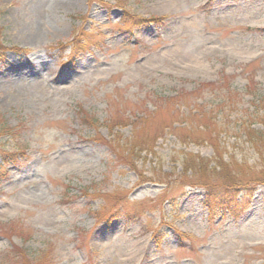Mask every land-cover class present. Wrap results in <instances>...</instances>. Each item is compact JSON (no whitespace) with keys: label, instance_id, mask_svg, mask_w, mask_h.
I'll return each mask as SVG.
<instances>
[{"label":"rangeland","instance_id":"rangeland-1","mask_svg":"<svg viewBox=\"0 0 264 264\" xmlns=\"http://www.w3.org/2000/svg\"><path fill=\"white\" fill-rule=\"evenodd\" d=\"M81 33L87 51L57 47ZM0 42L22 50L0 62V162L20 156L0 182V264H25L20 250L28 264H264V186L238 218L212 220L183 160L213 150L173 133L191 128L196 99L171 102L223 77L245 107L250 79L264 90V0H0ZM144 120L150 137L172 130L131 167L107 142L140 139Z\"/></svg>","mask_w":264,"mask_h":264},{"label":"trees","instance_id":"trees-1","mask_svg":"<svg viewBox=\"0 0 264 264\" xmlns=\"http://www.w3.org/2000/svg\"><path fill=\"white\" fill-rule=\"evenodd\" d=\"M158 19V20H157ZM139 19L132 16L128 19L129 25L137 26L153 24V21H164V18ZM85 38V33L77 34L75 40L68 44H58L60 49L72 48V52L87 51L88 36ZM52 50L56 47L51 46ZM9 51L21 54L22 50L18 47L6 48L0 42V62L6 57ZM254 64L244 66L243 73H247L249 68ZM229 78H224L219 83L200 84L195 92L181 93L173 98L171 102H182L183 99L191 97L196 103H191V128H182L174 134L185 144L191 143L196 146H210L214 153V158L204 160L199 155L188 154L183 160L185 168V178H188L187 183L191 188H201L205 190L204 206L209 211L210 217L214 220L219 214H233L236 218L241 216L244 210L249 206L250 201L254 197L257 189L264 186V90L258 87V83L253 79L248 81L246 95L251 96L250 105L245 107L246 101L244 95L232 90L229 86ZM231 85V84H230ZM227 88V90H225ZM225 90L226 94H222L219 102L214 105H206L203 103L197 104V101L209 89ZM191 100V101H192ZM203 101H205L203 99ZM245 102V103H244ZM174 104V103H173ZM89 118H85L88 120ZM148 120L142 122L141 128L135 126L136 136L129 139V142L123 143L121 146H116L111 142H107L112 152L119 158L125 160L128 165L134 167L135 159L138 153H152L157 146L158 141L166 133L167 130H172V124L169 127L157 130L153 137V133ZM6 123L0 118V132L5 130ZM167 129V130H166ZM150 137V138H149ZM102 139V138H101ZM228 139L249 144V148L256 155L253 164L245 158L241 163L236 159L235 154H231L229 161L225 159L228 155L227 142ZM137 140V141H136ZM123 141H125L123 139ZM120 140L118 141V143ZM6 160L0 162V182L6 176V167L8 164H18L19 154H4ZM234 155V156H233ZM228 161V162H227ZM9 162V163H8ZM213 165V167H211ZM191 172L190 175L188 173ZM164 185L167 182H162ZM126 201V197L122 199ZM112 213V212H111ZM110 213V215H111ZM101 213H96L94 216L99 220ZM109 215V216H110ZM235 218V219H236ZM21 251L20 258L28 264L27 253Z\"/></svg>","mask_w":264,"mask_h":264}]
</instances>
